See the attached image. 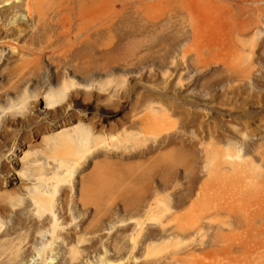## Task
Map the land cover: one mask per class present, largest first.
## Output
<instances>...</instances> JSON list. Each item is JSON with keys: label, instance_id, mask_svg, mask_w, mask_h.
<instances>
[{"label": "rangeland", "instance_id": "obj_1", "mask_svg": "<svg viewBox=\"0 0 264 264\" xmlns=\"http://www.w3.org/2000/svg\"><path fill=\"white\" fill-rule=\"evenodd\" d=\"M0 41V146L45 123L24 154L71 167L52 220L10 174L0 264H264V0H0Z\"/></svg>", "mask_w": 264, "mask_h": 264}, {"label": "bare ground", "instance_id": "obj_2", "mask_svg": "<svg viewBox=\"0 0 264 264\" xmlns=\"http://www.w3.org/2000/svg\"><path fill=\"white\" fill-rule=\"evenodd\" d=\"M28 8V7H27ZM30 8V7H29ZM22 9V8H21ZM14 20V19H13ZM33 35V34H32ZM32 35H31V37H32ZM28 37H30V36H28ZM27 37V39L26 40H28L29 38ZM30 37V38H31ZM32 40V39H31ZM33 41V40H32ZM26 42V41H25ZM25 42H24V44H25ZM31 42V41H30ZM0 43H1V41H0ZM31 45V44H30ZM29 45V46H30ZM2 46H3V44H2ZM9 46V45H8ZM23 46H25V48H26V46L27 47H29L28 45H22L21 47L23 48ZM31 47H32V45H31ZM24 48V49H25ZM26 49H28V48H26ZM29 49H30V47H29ZM31 50V49H30ZM25 51H27V50H25ZM33 52V51H32ZM33 53H35V52H33ZM35 55H36V53H35ZM36 56H39V53H37V55ZM36 59V58H35ZM2 79L4 80V82H5V84H7V82H9V74H8V72H5V74L3 73V76H2ZM23 82V81H22ZM10 87V86H9ZM2 87H0V89H1ZM15 88H17V85H16V87ZM4 89V91H2V92H0V102L1 101H3V99L2 98H4L5 96H8V94L10 93V89H12L11 87H10V89H5V88H3ZM10 90V91H9ZM16 91V90H15ZM69 91V85H64V86H62L60 89H58V90H54V91H52L51 93H49V94H47L45 97H44V100H43V102H44V109H46L47 111L48 110H51V109H53L54 107H57L61 102H63V100L65 99V96H66V93ZM39 97V96H38ZM152 98V97H151ZM6 101V104L5 105H9V104H11V102H8V100H5ZM21 103H16L15 104V106H19ZM60 107V106H59ZM21 109V108H20ZM11 110H15V109H11ZM22 110V109H21ZM84 111H86V109L84 110ZM19 112V111H18ZM13 112H11V111H8V110H6V109H1L0 110V125H1V127H4V126H6L7 124H12V117H13ZM72 116V115H71ZM20 117V116H19ZM83 118V117H82ZM62 121V120H61ZM66 121V120H65ZM69 120H67L66 122H64V123H67ZM76 121H78L77 120V118H76ZM84 121V120H83ZM90 121V120H89ZM40 123V122H39ZM82 123V122H81ZM35 123H33V125H34ZM38 124V123H37ZM83 124V123H82ZM82 124H80V121H78L74 126H72V129H70V131L68 130V127H67V133H66V131H65V129H63V131H65V133H60V132H63L62 130H59L58 131V133H60V135H65L64 136V139H62V142H60V143H57V142H55L56 143V146H57V144L59 145H71V144H75L76 142L77 143H80V144H85V143H87V141L89 140V138H94V136H95V133L93 132L94 131V127L93 126H91L92 128L90 129L89 127H90V125H86V124H83V125H85L86 127H84V126H82ZM30 125V124H29ZM32 125V124H31ZM57 125V124H56ZM67 125V124H66ZM116 125V124H115ZM115 125H110L109 126V131H112L113 132V130H114V128H115V130H116V127H115ZM49 126H51V125H48V124H45V123H42V124H38V125H36V127L34 126V128L33 127H31V133H30V135L29 134H24V131L22 130H18L17 132L15 131L14 133H13V135L11 136V138L10 139H7L6 137V139L3 141V144L1 143V146H0V151H1V161H0V191H1V189L3 190V189H5L6 187H8V186H10L11 185V180H10V178H11V173H12V176H13V174H14V177L17 179L18 178V180H20V184L18 185V186H16V188H14L13 189V191H12V193H8V196L9 195H12V196H14L13 194L14 193H17V196L19 197L20 195L21 196H24L25 197V194H27L28 196H30L27 200H29L28 202H29V204H31V205H34L33 207L35 208V210H37V212H45V211H47L48 212V214L46 215V217H45V219L46 220H52V218L54 219L55 217H56V215L54 214V212L52 211V208H53V199L55 198V194L59 191V189H60V187H61V185H62V183H63V181L65 180L64 179V177L66 176V175H68L69 173H71V167L70 166H65L64 167V170H61V168H63V166H61V164H57V165H52V164H49V165H45V161H44V164L43 163H41L42 165H40V160L39 159H35V157H34V159H30L29 160V155H25L24 154V152H26V151H23V147L25 148V147H30V148H32L33 147V145H32V140H33V138H34V136H37V135H39L40 133H41V131L42 130H45V129H48V127ZM64 126V125H63ZM63 126H61V127H63ZM88 126V127H87ZM58 127V126H57ZM59 127H60V125H59ZM52 128H54V127H52ZM63 128H66L65 126L63 127ZM9 129V128H8ZM29 129V128H28ZM62 129V128H61ZM30 130V129H29ZM12 131V130H11ZM49 132H51L50 130H48ZM46 133H47V131H45ZM69 132H73L74 134H75V136H74V134L72 135V133H69ZM100 132V131H99ZM5 133V132H4ZM42 133H43V131H42ZM41 133V134H42ZM56 133V132H55ZM55 133H53V135H51L52 134V132L49 134L52 138H53V136L54 137H58V136H55ZM58 133H56V135L58 134ZM102 135H103V132H100ZM78 134V135H77ZM100 134V135H101ZM8 135V134H7ZM101 135V136H102ZM105 135V134H104ZM129 135V134H128ZM48 136V135H47ZM98 136H99V134H98ZM98 136H96V137H98ZM100 136V137H101ZM1 137H3V136H1ZM44 137V136H43ZM47 138V137H46ZM52 138H50V139H52ZM56 138H55V140H56ZM77 138V139H76ZM102 138H104V137H102ZM180 138V137H179ZM44 140V144H45V137L43 138ZM48 139V138H47ZM54 139V138H53ZM95 139V138H94ZM101 139V138H100ZM102 140V139H101ZM167 140V139H166ZM166 140H165V142H166ZM49 141V140H48ZM51 141H53L54 142V140H51ZM93 141V140H92ZM95 141H97V139H95ZM175 141V140H174ZM191 141H194V140H191ZM1 142V141H0ZM53 142H51V143H53ZM94 142V141H93ZM195 143V142H194ZM234 143V142H233ZM93 144V143H92ZM170 144V143H169ZM47 145H49V146H52L53 144H50V141H49V144H47ZM55 145V144H54ZM238 145V144H237ZM48 146V147H49ZM165 146V145H164ZM234 146V145H233ZM232 146V148H234ZM27 147V148H28ZM226 147V146H225ZM228 147V146H227ZM211 148V147H210ZM224 148V147H223ZM236 148V147H235ZM5 149V151H4V153H3V150ZM156 149V148H155ZM157 149H160V147L158 148L157 147ZM156 149V150H157ZM220 149V148H219ZM223 150H225V149H223ZM233 151H235L234 152V154L236 155L237 154V156H239L238 155V153L240 154V157H242V154H241V152H239V149H238V153L236 152V149H232ZM23 152V153H22ZM28 152H30V155H33L32 153L33 152H31V151H28ZM226 152V151H225ZM6 153H7V155H6ZM18 153H22L23 155H25V157H22V155H21V157L19 158L18 157ZM227 153V152H226ZM229 154H230V152H229ZM233 154V157L235 156ZM228 155V154H227ZM29 156V157H28ZM102 156V155H101ZM237 156H235V157H237ZM96 157H99V154H97V155H95V158ZM228 157H229V155H228ZM232 157V158H233ZM32 158V157H31ZM232 158H230V159H232ZM106 159V158H105ZM250 159V158H249ZM244 160H248V159H245L244 158ZM14 162V163H13ZM239 162V161H238ZM242 162V161H241ZM250 162H251V160H250ZM16 164H18V165H20V170L19 171H17V172H15V173H13V171H16V170H14L15 169V167H16ZM66 164V163H65ZM43 165H45V166H43ZM47 166H49V168L47 167ZM23 169V170H22ZM21 170H22V172L24 171H26V173H21ZM74 170H75V168H74ZM74 172V171H73ZM103 173V172H102ZM10 175V176H9ZM2 177V178H1ZM10 177V178H9ZM186 177V176H185ZM13 178V177H12ZM186 179V178H185ZM26 182H29L30 183V185H31V187H29L28 186V188H25V185H27V183ZM5 191V190H4ZM3 191V192H4ZM5 193V192H4ZM16 196V195H15ZM21 199H22V197H21ZM55 200V199H54ZM81 202H83V201H81ZM182 204V203H181ZM85 205V204H84ZM83 205V206H84ZM157 207V206H156ZM33 208V209H34ZM83 208V207H82ZM5 209V207L0 203V215L2 214V212H3V210ZM155 209V208H154ZM154 211V210H153ZM3 214H4V212H3ZM50 216V217H49ZM1 218V217H0ZM42 218V217H41ZM39 219V218H38ZM2 220V219H1ZM0 220V221H1ZM19 220V219H18ZM39 221V220H38ZM38 221H36V220H34L33 221V223H31V230L28 232V236L30 237V238H36L37 237V235L35 234L34 235V233H35V228H34V226H37V224H38ZM41 221H43V220H41ZM2 222H3V220H2ZM21 224L23 225L24 224V221H23V219L21 218ZM1 223V222H0ZM41 223H43V222H41ZM1 225H2V223H1ZM42 225V224H41ZM51 226H52V224H51ZM1 228V227H0ZM47 231V230H46ZM63 232V231H62ZM49 234H50V236H54V237H56V238H59L60 236H61V233L60 232H55V228H54V231H52V232H48ZM39 236V235H38ZM41 236V235H40ZM39 236V237H40ZM42 236L44 237V236H46V234L44 233V234H42ZM65 236L66 237H68L69 239H71V233L70 232H67V233H65ZM53 237V238H54ZM41 238V237H40ZM52 238V239H53ZM59 239H61V238H59ZM170 239H172V238H170ZM56 241H51V243L49 244V241H48V247H52L54 244L53 243H55ZM57 242H58V239H57ZM162 242V241H161ZM165 242V241H164ZM53 244V245H52ZM78 245H80V244H78ZM73 246V245H72ZM46 246L44 247V249L42 250V252H38L37 251V256L39 257V256H41V259H40V264H50V263H52L51 262V260L49 259V262H47L46 260H47V251H46ZM50 250H53V249H50ZM74 251V250H73ZM77 251V250H76ZM50 252H52V251H50ZM39 253V254H38ZM41 253H42V255H41ZM103 253H104V251H103ZM11 254V253H10ZM24 255L26 254V252L25 253H23ZM12 256V255H11ZM35 256V255H34ZM34 256H33V258H34ZM73 256V255H72ZM36 257V256H35ZM50 257V256H49ZM104 257V256H103ZM40 258V257H39ZM54 259V258H53ZM76 259V258H75ZM101 260V259H100ZM16 261V260H15ZM29 261V260H28ZM30 261H31V259H30ZM33 261V260H32ZM31 261V262H32ZM55 261V260H54ZM30 262V263H31ZM34 262V261H33ZM89 263V262H88ZM91 263V262H90ZM89 263V264H90ZM108 263V262H107ZM85 264H86V262H85Z\"/></svg>", "mask_w": 264, "mask_h": 264}]
</instances>
